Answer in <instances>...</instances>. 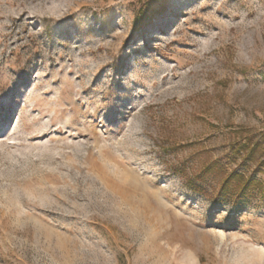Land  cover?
<instances>
[{"label": "rangeland", "instance_id": "1", "mask_svg": "<svg viewBox=\"0 0 264 264\" xmlns=\"http://www.w3.org/2000/svg\"><path fill=\"white\" fill-rule=\"evenodd\" d=\"M263 133L264 0H0V264H264Z\"/></svg>", "mask_w": 264, "mask_h": 264}, {"label": "trees", "instance_id": "2", "mask_svg": "<svg viewBox=\"0 0 264 264\" xmlns=\"http://www.w3.org/2000/svg\"><path fill=\"white\" fill-rule=\"evenodd\" d=\"M257 150L264 151V133L261 135V142H259V140H255V137H249L247 140L240 141L234 145V151L238 154H243L246 157L253 155ZM235 181H237V185H239L241 193L255 188V185L258 183L255 179H245L240 174L231 173L223 181L221 191L223 193L230 191V188L233 187ZM192 187L193 189L198 190L196 186Z\"/></svg>", "mask_w": 264, "mask_h": 264}]
</instances>
